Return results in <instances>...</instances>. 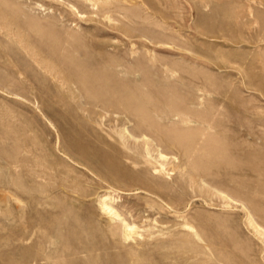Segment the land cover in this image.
Returning a JSON list of instances; mask_svg holds the SVG:
<instances>
[{
    "label": "rangeland",
    "instance_id": "374dc122",
    "mask_svg": "<svg viewBox=\"0 0 264 264\" xmlns=\"http://www.w3.org/2000/svg\"><path fill=\"white\" fill-rule=\"evenodd\" d=\"M8 2L25 8L31 26L64 30L96 26L88 22L89 9L81 5L89 3L83 0ZM127 5L140 11L149 38L131 30L143 19L132 14L128 19L124 11L112 8L110 15L117 19L98 23L96 37L98 63L110 58L112 62L98 66L108 74L120 64V71L126 72L121 78L152 93L158 107L174 105L193 112L195 107L193 121L176 127H192L203 135L198 141L209 136L212 145L220 142L215 140L239 141L241 150H229L228 155L264 158V0H131ZM82 7L84 15L79 12ZM4 14L9 16L8 11ZM39 90L0 85V264H119L114 255L138 251L144 255L139 264H264V230L258 227L264 229L262 218L248 216L239 203L227 204L219 195L215 199L216 195L185 189L182 180L191 169L180 148L171 142L156 147L150 136H141L143 129H138V138L130 137L129 146L117 141L115 145L104 129L120 132L126 125L137 127L135 121L115 115L120 123L110 122L99 110L97 116L85 106L76 109L67 91L68 97L60 98L55 91L46 96L47 90ZM87 123L106 137L98 136L90 155L98 166L104 161L113 164L102 167L98 176L78 164L77 154L67 145L80 139L74 135L75 126ZM17 156L18 165L12 162ZM143 156L151 157V164L143 163ZM211 159V153L204 155L205 161ZM243 171L240 179L251 178L248 170ZM261 196L257 193L253 199ZM110 198L137 227V240L153 232L155 237L171 236L166 239L179 246L156 251L155 242L138 247L133 240L130 244L138 250L111 248L112 219L102 209V202Z\"/></svg>",
    "mask_w": 264,
    "mask_h": 264
},
{
    "label": "bare ground",
    "instance_id": "6f19581e",
    "mask_svg": "<svg viewBox=\"0 0 264 264\" xmlns=\"http://www.w3.org/2000/svg\"><path fill=\"white\" fill-rule=\"evenodd\" d=\"M84 1L88 2L89 5L81 6H84L85 9H89L87 12L89 15L86 17L88 22L96 24L94 30H86L80 26L73 30L58 29L55 26H51V28L48 29L42 24H33L31 26L30 22H28V13L25 11V8L18 5V3L10 4L8 0H0V83H15L20 87L30 86L38 90H47V94L45 93L46 96H53V91H55L60 98H67L68 95L65 93L67 91L70 94L71 100L75 101L76 105L74 107L76 109L84 108L85 106L88 110H92L97 116L99 110L103 115H108L109 119L107 120H110V122H112L111 120L117 119L115 120L116 123H120L118 117L115 115H119L120 117L124 116L129 121H135L134 123L137 124V127L129 128V125H126L120 132L114 129L109 131L104 129L108 137L107 140L113 139L114 142L117 141L121 146L126 147V145L129 144L130 137L138 138V129H143L144 132L141 133V136H150L156 147L162 146L165 142L173 143L181 149L184 156L183 158L186 159V161L183 162L191 169L187 178L182 180L185 189H192L193 192L208 197L216 195L215 199H218L217 197L219 195L222 200H224L223 202L227 204L231 202L239 203L240 205L238 206L241 210L245 211L248 216L256 214L260 216L264 222V158L260 154V157H257L258 154L252 153V155L247 154L244 156L240 153L233 156V154L236 153L234 152L228 155L227 152L229 150L233 151L232 149H234L237 152L241 150L242 145L239 141L227 144L224 141L215 140L216 142H220L216 145H212L210 144L212 139L210 136L208 138H201V140H203L202 142H200V140L198 141V135H203L198 134L199 132L194 131L195 129L192 127H176L177 123L188 125L193 121L190 117L195 114V107H193L194 112L192 109L186 111L182 109V107H175L172 105L173 102L168 103V105H172L171 107H158L159 105L155 102L152 93L147 90L144 91V89L141 88L135 89L121 78L126 72L123 71L124 73H122V71H120V64H115L114 73L109 72L106 74L105 70L98 65L104 63L109 64L112 61L111 58L108 62H105L106 59H103L104 63H98V41L96 37L98 36V23H103L107 20L112 24V21L117 19H114L113 16L110 15L112 8L124 11L128 19L130 14L135 18L143 19L139 21L140 25L138 27L131 28V30H133L132 32L135 31L138 33L137 36L149 38L148 34L150 33L147 34L146 22L144 18L139 15L140 11H137L138 9H130L127 5L131 0H83V2ZM4 10L8 11L9 16L4 14ZM82 10H84L83 7ZM79 12L83 15L86 13L85 10ZM157 12H159V10ZM21 29H23L22 32L20 31ZM32 34L36 36V39H32ZM154 37H156V34ZM126 70L129 71V69ZM2 72L9 73L8 75H2ZM40 93L43 92L40 91ZM154 95L157 96L158 93H154ZM163 95L166 94L163 93ZM29 99L30 98L27 100ZM238 116L240 115H237V118ZM206 117L207 116H205V118ZM175 118H178L177 122ZM165 120H168L171 125H165L163 122ZM237 120H239V118ZM103 121L105 120L103 119ZM66 128H64V131L68 132L70 129L67 130ZM198 128L199 127L196 129ZM206 129L209 130V128ZM74 132V135L80 139H73L67 142V145L70 150L77 154L76 162L78 164L87 167L96 176L102 174V167L113 166L110 161L101 162L98 166V161L90 155V147L93 143H98V136L100 140L106 139V137L98 135V127H92L91 124L89 125V123H87L86 126L84 125L83 127L75 126ZM118 143L115 142L113 144L116 145ZM262 145L263 143L261 146ZM117 147L120 146L117 145ZM208 153L213 155V159L205 161L204 155ZM163 154L162 150H158L160 158H164L162 157ZM129 157L131 158V156ZM151 159V157H141V160L145 164H151ZM153 161L154 159L152 162ZM12 162L18 165L17 163L21 162L20 157L14 158ZM231 169H238V172L235 173L231 171ZM245 169L249 171V177H251L247 180L246 178H244V180L243 178H239L242 177V172H244L243 170ZM111 174L112 172L110 175ZM159 174H163L164 176L166 173L161 170ZM189 176L192 177V182L187 184ZM234 184L235 186H233ZM71 191L78 192L75 189H71ZM257 193H260L262 196L259 199H253L254 195ZM221 198L219 200H221ZM235 204L233 203V206ZM102 209L106 214H109L112 219L109 230L111 234L110 241L112 242L111 248H128L129 246H133L130 244L133 240H135L138 247L155 242L154 249L156 251L166 248L167 246L173 249L179 246L173 240L170 241L166 239V237L169 238L171 236L155 237L153 236V232L137 240L134 237V234L137 232V227L127 216V213L116 207L115 201L111 198L108 200L105 199L102 202ZM176 212L178 213L179 211ZM76 220L77 219H75V221ZM78 223L77 221V224ZM258 227L264 230L260 225H258ZM161 231L162 233L169 232V230L163 231V229ZM82 238L84 239V237H81V239ZM137 246L133 247L138 250ZM87 251L91 252L93 249ZM138 254L139 251L130 254H117L114 255L113 260L119 264H139L141 259L144 258V255L140 253L141 255L139 254V256H137ZM85 264L88 263L86 262Z\"/></svg>",
    "mask_w": 264,
    "mask_h": 264
}]
</instances>
